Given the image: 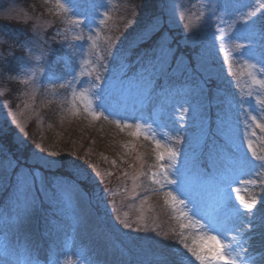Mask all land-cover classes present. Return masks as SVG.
I'll return each instance as SVG.
<instances>
[{
    "label": "rangeland",
    "instance_id": "rangeland-1",
    "mask_svg": "<svg viewBox=\"0 0 264 264\" xmlns=\"http://www.w3.org/2000/svg\"><path fill=\"white\" fill-rule=\"evenodd\" d=\"M31 1L0 0V11L19 5L32 16L28 25L0 19V87L9 89L0 96V137L10 149L0 151V252L9 250L8 264H46L43 245L56 264H183L181 256L201 264L188 249L210 258L218 245L235 264H264V131L249 118L264 125V0H60L67 15L57 0ZM27 47L43 59L31 60ZM153 77L190 81L157 87L172 93L153 121H135L153 98ZM65 164L76 181L50 175ZM161 168L175 183H153ZM22 171L32 176L27 201ZM169 192L184 203L173 207ZM218 196L242 219L212 213Z\"/></svg>",
    "mask_w": 264,
    "mask_h": 264
},
{
    "label": "snow or ice",
    "instance_id": "snow-or-ice-1",
    "mask_svg": "<svg viewBox=\"0 0 264 264\" xmlns=\"http://www.w3.org/2000/svg\"><path fill=\"white\" fill-rule=\"evenodd\" d=\"M249 15H251V13H249ZM245 23H247V21H245ZM243 47H245V45H243V44H237L236 45L237 49H240ZM252 67H254V65ZM97 80H99V78H97ZM96 86L99 87V83H97ZM81 96H83V94H81ZM86 110L89 111V113L93 116L94 119L99 118L98 116H96V114L94 112L91 111L90 105H86ZM249 118L253 121V123L256 124V127L260 128L261 131H264V125L256 123L255 117H249ZM136 127H137V129H139L141 126L139 124H137ZM147 127L149 130H151V125H148ZM157 147H160L159 142H157ZM248 148H249V151L253 153L254 159H262V158L256 156L251 140L248 141ZM50 155H55V153H50ZM167 156L169 159L174 161L175 157H176V153H175V151H173L172 149L169 148V149H167ZM157 158H158V160H162V159H164V155L163 154L158 155ZM253 171H254V168L252 166L249 167V173L251 174ZM257 175H261V174L257 173ZM151 179H152L153 183L160 184L161 187H163L164 184L175 183V181L169 179L167 170L165 168H161L159 173H152ZM31 180H32V176H31L30 172H23L22 171L21 173L18 174L17 186H18V189L20 190L21 194L23 195L25 201L28 200V198L31 194ZM248 183L255 184V180L254 179L249 180ZM167 195L170 196L172 201L174 202L173 207H175V203H180V204L184 203V201L182 199H178L175 195H173L170 192L167 193ZM254 203H255L254 201L246 203V204H244V208L250 210L253 208ZM217 208L225 211L227 216H230V217L235 218V219H242L240 209H238V208L232 209L231 207H229V205L227 204L226 201H219L217 204ZM124 227L125 228H131V225L129 223L125 222ZM181 227H183V225H181ZM202 227H203V225H202ZM226 247H227L226 245H218V247L213 251L212 256L210 258L193 251V249H191V248H189L188 251L195 257L196 260L201 261V264H204L205 260H209V264H212V262H216V264H235V260L232 259L231 256L227 255L226 252L224 251V249ZM10 256H11V253L9 252V250L7 248H4V250L2 252H0V264H8ZM181 260H182L183 264H187V258L186 257L181 256Z\"/></svg>",
    "mask_w": 264,
    "mask_h": 264
},
{
    "label": "clouds",
    "instance_id": "clouds-1",
    "mask_svg": "<svg viewBox=\"0 0 264 264\" xmlns=\"http://www.w3.org/2000/svg\"><path fill=\"white\" fill-rule=\"evenodd\" d=\"M57 9L61 12L67 15L72 9L67 3H61L60 0H57L56 4ZM0 19L7 20L8 22H14L21 25H28L29 22L32 20V16L27 12L26 9L19 5H14L8 10L0 11ZM41 26V25H35L31 30L34 32L35 27ZM5 39L3 37H0V44L4 43ZM25 54L33 61L38 62L43 59V57L38 53L34 52L32 50V47L25 48ZM12 51L9 50L7 52V55H11ZM5 56V53L3 51H0V58H3ZM36 65V64H35ZM12 80H16L21 84L27 85L29 84L31 77H25L21 78L19 75L10 76ZM9 89L7 87H0V96L6 95L8 93ZM227 255L230 256V253H227ZM64 264H75V261H73L71 258L64 261Z\"/></svg>",
    "mask_w": 264,
    "mask_h": 264
},
{
    "label": "trees",
    "instance_id": "trees-1",
    "mask_svg": "<svg viewBox=\"0 0 264 264\" xmlns=\"http://www.w3.org/2000/svg\"><path fill=\"white\" fill-rule=\"evenodd\" d=\"M29 1H31V0H29ZM153 1H155L156 2V0H136V2L137 3H139V4H142V5H148V3H151V2H153ZM31 2H34V1H31ZM8 31H9V29H8ZM2 81H4V80H2ZM29 129H28V137L29 138H31V139H34V138H36V136H35V132H33L32 131V133H30V130H31V128L30 127H28ZM4 139L5 138H1L0 137V141H1V143H5L4 142ZM5 145V147H3V149H0V151L2 152V153H6V151H10V149L8 148V146L6 145V143L4 144ZM4 153V154H5ZM5 155H7V154H5ZM15 161H16V163H21V162H19L18 160L20 159V157L15 153ZM14 172L15 171H17V169L16 170H13ZM46 173V172H45ZM52 174H54L53 172H51ZM51 175V174H50ZM55 175H60V176H68V177H71L70 175H69V172H68V167H67V165L65 164L64 166L62 165L61 166V168L58 170V172H56V174ZM83 186H84V189H85V191H91V189L90 188H88L85 184L84 185H82V188H83ZM9 187H10V185H9ZM9 187H7L6 189H5V192H6V190L7 189H9Z\"/></svg>",
    "mask_w": 264,
    "mask_h": 264
}]
</instances>
